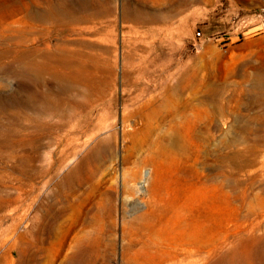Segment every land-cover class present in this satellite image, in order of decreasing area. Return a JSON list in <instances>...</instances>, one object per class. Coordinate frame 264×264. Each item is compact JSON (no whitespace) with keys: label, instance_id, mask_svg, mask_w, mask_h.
<instances>
[{"label":"rangeland","instance_id":"1","mask_svg":"<svg viewBox=\"0 0 264 264\" xmlns=\"http://www.w3.org/2000/svg\"><path fill=\"white\" fill-rule=\"evenodd\" d=\"M0 264H264V0H0Z\"/></svg>","mask_w":264,"mask_h":264},{"label":"bare ground","instance_id":"2","mask_svg":"<svg viewBox=\"0 0 264 264\" xmlns=\"http://www.w3.org/2000/svg\"><path fill=\"white\" fill-rule=\"evenodd\" d=\"M187 70V69H186ZM184 71V70H183ZM186 74V73H184ZM181 76V78L178 80V82L176 83L175 86H170L168 88V96L167 98L164 100L163 103H161V105L159 106V109L156 110V114H158V116L160 117L159 119L163 121H165L167 118H175L176 116H178L179 114H182L186 109L188 108H192L194 110H196L198 112L199 116H208V114L211 112H209V110L206 107V100H201L199 99L197 102L194 103V101H191V99H181V94L183 92V90L187 89V87L189 86H193V83L191 82V79L185 75ZM189 74V73H188ZM250 78L249 75L247 74H243L242 76V80L243 81H248ZM254 85V83H253ZM242 86V85H241ZM240 87V86H239ZM237 87V88H239ZM250 87V86H249ZM194 89V93H196L198 89L197 88H193ZM240 89V88H239ZM242 89V88H241ZM262 89V88H261ZM244 90V89H243ZM263 90V89H262ZM242 91V90H241ZM235 92V91H234ZM239 92V91H238ZM186 95V94H185ZM184 98V97H183ZM218 104V103H217ZM216 105V104H215ZM217 108V106H215ZM219 111H223L224 107L223 104L219 105ZM226 108V107H225ZM216 110V109H215ZM173 144V143H172ZM180 180V179H179ZM218 184V183H217ZM205 185V184H204ZM219 188V187H218ZM156 197V196H155ZM160 197V196H158ZM159 199V198H158ZM155 200V199H154ZM161 200H163L161 198ZM165 202V201H164ZM163 203V202H162ZM172 203V202H171ZM170 203V204H171ZM165 204V203H164ZM175 204V203H174ZM156 205V204H155ZM154 205V206H155ZM167 205V204H165ZM169 205V204H168ZM173 206V205H172ZM154 208V207H153ZM169 208V207H168ZM155 212V211H154ZM156 213V212H155ZM160 213V212H159ZM146 214V213H145ZM144 217V216H143ZM145 255V254H144ZM151 255V254H150ZM137 256V255H136ZM148 256V255H147ZM165 256V255H164ZM153 257V256H152ZM151 257V258H152ZM159 258V257H158ZM138 259V258H137ZM153 260V259H152ZM159 261V260H158ZM149 262V261H148ZM135 263V262H134ZM150 263V262H149ZM196 263V262H195Z\"/></svg>","mask_w":264,"mask_h":264}]
</instances>
